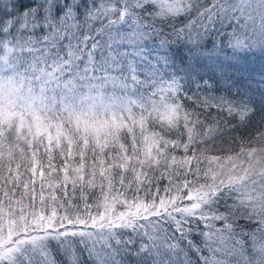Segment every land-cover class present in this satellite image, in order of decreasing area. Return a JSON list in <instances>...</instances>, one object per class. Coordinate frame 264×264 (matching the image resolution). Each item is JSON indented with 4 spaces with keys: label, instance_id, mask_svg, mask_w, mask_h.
Here are the masks:
<instances>
[{
    "label": "snow or ice",
    "instance_id": "6c2138e0",
    "mask_svg": "<svg viewBox=\"0 0 264 264\" xmlns=\"http://www.w3.org/2000/svg\"><path fill=\"white\" fill-rule=\"evenodd\" d=\"M0 264H264V0H0Z\"/></svg>",
    "mask_w": 264,
    "mask_h": 264
}]
</instances>
